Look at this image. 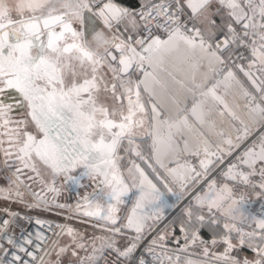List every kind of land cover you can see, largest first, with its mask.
I'll return each instance as SVG.
<instances>
[{
  "label": "snow or ice",
  "instance_id": "6c2138e0",
  "mask_svg": "<svg viewBox=\"0 0 264 264\" xmlns=\"http://www.w3.org/2000/svg\"><path fill=\"white\" fill-rule=\"evenodd\" d=\"M0 264H264V0H0Z\"/></svg>",
  "mask_w": 264,
  "mask_h": 264
},
{
  "label": "built area",
  "instance_id": "2783aa9c",
  "mask_svg": "<svg viewBox=\"0 0 264 264\" xmlns=\"http://www.w3.org/2000/svg\"><path fill=\"white\" fill-rule=\"evenodd\" d=\"M254 209L257 210V211L259 210V203H257V204L254 206ZM30 230H31V227H30Z\"/></svg>",
  "mask_w": 264,
  "mask_h": 264
},
{
  "label": "crops",
  "instance_id": "0c3cea01",
  "mask_svg": "<svg viewBox=\"0 0 264 264\" xmlns=\"http://www.w3.org/2000/svg\"><path fill=\"white\" fill-rule=\"evenodd\" d=\"M256 204H257V203H256ZM256 204L253 205V208H254V206H255Z\"/></svg>",
  "mask_w": 264,
  "mask_h": 264
},
{
  "label": "water",
  "instance_id": "95a60500",
  "mask_svg": "<svg viewBox=\"0 0 264 264\" xmlns=\"http://www.w3.org/2000/svg\"><path fill=\"white\" fill-rule=\"evenodd\" d=\"M73 194L75 195V193L73 192Z\"/></svg>",
  "mask_w": 264,
  "mask_h": 264
},
{
  "label": "bare ground",
  "instance_id": "6f19581e",
  "mask_svg": "<svg viewBox=\"0 0 264 264\" xmlns=\"http://www.w3.org/2000/svg\"><path fill=\"white\" fill-rule=\"evenodd\" d=\"M73 196H74V194H73Z\"/></svg>",
  "mask_w": 264,
  "mask_h": 264
},
{
  "label": "rangeland",
  "instance_id": "374dc122",
  "mask_svg": "<svg viewBox=\"0 0 264 264\" xmlns=\"http://www.w3.org/2000/svg\"><path fill=\"white\" fill-rule=\"evenodd\" d=\"M73 198H74V196H73Z\"/></svg>",
  "mask_w": 264,
  "mask_h": 264
}]
</instances>
